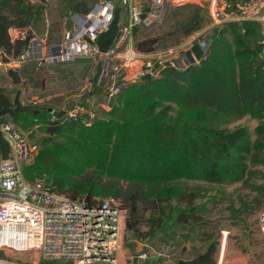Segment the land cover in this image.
<instances>
[{"label":"trees","instance_id":"obj_1","mask_svg":"<svg viewBox=\"0 0 264 264\" xmlns=\"http://www.w3.org/2000/svg\"><path fill=\"white\" fill-rule=\"evenodd\" d=\"M60 1L69 14H86L97 2ZM225 1L235 8L252 0ZM45 3L0 0L3 56L18 58L35 36L29 34L31 28L43 35ZM202 11L194 4L172 8L168 36L184 40L193 36L203 22ZM11 28L26 30V38L11 42ZM257 34L258 26L253 22L227 24L210 40L197 65L180 69L166 64L155 78L117 84L118 93L107 119L88 120L83 113L75 118L36 112L14 117L20 131L31 132L30 138L43 135L32 163L21 168L23 178L31 184L44 181L50 192L73 201H118L126 211V231L152 247L160 237L168 238L169 231L199 224V213L205 210L204 203L197 204L202 189L189 188L188 182L218 189L241 184L256 192L260 198L252 201L257 208L252 213L243 212L252 218L264 210V187L251 184L257 178L264 179V173L256 170L264 166V63L259 58L260 46L250 41ZM52 36L48 31V43L61 40ZM161 44V37H145L137 40L134 48L149 54ZM32 63L19 67L23 81L33 72L35 67L28 66ZM87 97L102 100L106 90L94 84ZM23 103L55 110L65 104ZM10 108L13 97L0 86V110ZM246 117L258 122L253 140L245 126L230 127ZM255 224L252 219L251 225ZM216 251L217 242L208 238L203 253L197 255L198 264H215ZM28 256L39 264H59L41 260L35 253L11 252L5 257L0 251V258L33 264ZM162 262L158 257L151 264Z\"/></svg>","mask_w":264,"mask_h":264},{"label":"built area","instance_id":"obj_2","mask_svg":"<svg viewBox=\"0 0 264 264\" xmlns=\"http://www.w3.org/2000/svg\"><path fill=\"white\" fill-rule=\"evenodd\" d=\"M185 4L209 11L211 23L206 30L213 33L227 24L255 23L258 34L250 41L260 46L259 58L264 63V0H252L235 8L225 0H152L147 4L142 0H97L88 13L70 15V30L63 33L60 41L46 46L32 37L18 58L6 57L8 63H4L3 55H0V69L7 73L27 62L51 66L100 57L107 67L109 61L114 60L111 68L115 73H125L127 69L139 66V81L155 78L167 59L182 52L183 43L162 54L146 55L135 50L134 34L137 29L158 23L167 6L174 8ZM117 8H121L118 37L102 54L96 40L109 29ZM9 37L11 42L24 40L26 30L11 28ZM117 93L115 87L111 95ZM83 112L84 108L77 106L66 115L75 118ZM87 119H94V115L91 113ZM0 132L8 146V159L0 158V251L3 254L35 253L41 260L49 262L119 264L126 218L120 203L104 199L86 204L50 192L44 181L28 183L23 178L20 164L32 163L38 146L28 141L11 116L0 119ZM258 230L264 235V210L258 219ZM135 256L138 264L148 258L147 253ZM0 264L21 263L0 258Z\"/></svg>","mask_w":264,"mask_h":264},{"label":"rangeland","instance_id":"obj_3","mask_svg":"<svg viewBox=\"0 0 264 264\" xmlns=\"http://www.w3.org/2000/svg\"><path fill=\"white\" fill-rule=\"evenodd\" d=\"M25 1L30 5L37 2L33 0ZM79 1L85 2L87 5L95 2L94 0ZM142 1L147 4L151 3L152 0ZM45 6L42 26L44 30L42 37L44 40L39 41L40 39L37 37L40 34L34 28H31L29 34L35 35L34 37L39 42L49 46L55 43V40L50 43L46 41L45 37L48 31L53 33V39L60 40L63 33L70 30L69 17L72 13L69 14L66 10V5L60 0H46ZM171 9L172 7H166L158 23L149 28L137 29L133 37V43L135 44L137 40L145 37H161L162 44L155 51L161 54L174 49L180 43H184L183 41L186 40L179 36H168L167 27ZM202 15L203 22L198 31L208 27L211 23L209 11L203 9ZM222 27L220 26L219 29ZM177 54L178 56L180 55V53ZM113 61H109L108 67L100 57H95L92 60H75L66 64L51 66L45 63L28 64L30 68H35L32 73L28 74L29 76L25 81L21 79V84L18 86L12 85L6 73L0 69V86L5 87L11 97L14 96L16 90H19L20 93H23V100L25 101L49 104L54 107L73 101V99H76V95H79L78 105L72 107V110H74L77 106H82L83 108L86 106L87 101H89L87 95L92 91L94 84L96 86L102 85L106 90V97H103L102 100L98 98L92 99L98 105H102V110H100L102 112H95L99 111V109L97 110L96 105L92 103L94 107L92 114L94 119H107V113L112 108L108 107L109 98L114 97L115 99V95H111V91L115 89L117 84L128 83L130 78L135 75L126 76L122 71L119 73L113 72L111 68ZM15 69L19 70V68ZM63 108L64 106L57 111ZM257 124L258 122L255 119L246 117L231 124L230 127L245 126L253 140ZM22 133L31 144L39 146V138L43 135L35 134L34 137L30 138L31 132ZM20 166L22 168L24 165L20 164ZM256 170L264 173V166H257ZM251 184L264 187V179L257 178ZM187 186L189 188L199 187L202 189L197 204L204 203L205 210L199 213L201 216L199 224L169 231L168 238L160 237L156 240V246L152 247L147 240L142 237L138 238L134 233L126 231L124 221L122 248L118 254L119 264H131V258L142 253H147L148 256V260L144 261L145 264H151L158 257L163 259L162 264H177L179 260H191L197 257L198 254L203 253L208 238H214L217 242V251L214 256L215 264H264V235L258 230V219L262 211H257L252 218H247L243 214L245 210L248 213H252L257 208L252 201L253 198H260L256 192L242 187L241 184L224 186L219 189L215 185L199 182H188ZM218 190L223 191V193L220 194ZM244 204L246 205L245 208ZM262 205L264 206V199ZM173 206L175 207L174 204ZM252 219L256 220L255 225H251ZM244 222H246L248 228H245ZM7 254L5 253L3 256H7ZM28 261L33 264H39L38 261L29 256ZM58 263L65 264V262Z\"/></svg>","mask_w":264,"mask_h":264},{"label":"water","instance_id":"obj_4","mask_svg":"<svg viewBox=\"0 0 264 264\" xmlns=\"http://www.w3.org/2000/svg\"><path fill=\"white\" fill-rule=\"evenodd\" d=\"M121 8H117L114 13V18L109 26V29L101 34L97 40L96 45L99 49V52L105 54L110 46H112L118 37V23L120 18ZM3 62L8 63V59L3 56ZM7 77L10 79L11 84L18 86L21 84V77L18 69H10L6 73ZM114 103V97L109 98L108 107H112ZM74 103L72 101L67 102L64 105V108L60 111H57L50 107H41V106H31L23 104L20 100V91L16 90L13 96V108L2 109L0 110V119L6 115L11 116L12 118L17 117L22 113L36 112V113H47L56 118L63 117L67 112L72 110ZM0 158L2 160L8 159V146L7 142L4 140L0 132ZM131 264H138V260L134 255ZM177 264H198V257H195L191 260H179Z\"/></svg>","mask_w":264,"mask_h":264},{"label":"crops","instance_id":"obj_5","mask_svg":"<svg viewBox=\"0 0 264 264\" xmlns=\"http://www.w3.org/2000/svg\"><path fill=\"white\" fill-rule=\"evenodd\" d=\"M206 28L207 27H205L202 30L197 31L193 36H191L189 39H187L183 43V47L181 49L182 55L178 56V54H175L174 56H172L166 60V64L174 65L175 67L180 68V69H186L190 66L197 65L199 63V61L205 56L206 49H207V46H208L210 40L213 39L216 35V33H213L211 31H207ZM199 36H201V38L197 39ZM37 38L40 39L39 41L44 40L42 35L38 36ZM194 39H197L196 42H193ZM149 54H152V53H149ZM0 55H2V54L0 53ZM138 70H139V66H135V67H132V68L127 69L125 71L126 76H128V75L130 76V74L131 75L135 74L132 78H130V81H128V82L139 81L137 79ZM20 100L22 103L25 101V100H23V93L22 92L20 93ZM79 100H80L79 95H76V99H73L72 102L76 106V105H78ZM92 103H94L96 105L97 110L98 109L102 110V105H98L95 101L89 100V101H87V104L84 107V112H83V114H85L86 118H88V116L94 112V107L92 106Z\"/></svg>","mask_w":264,"mask_h":264}]
</instances>
